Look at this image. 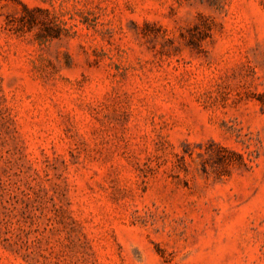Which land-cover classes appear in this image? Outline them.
I'll return each mask as SVG.
<instances>
[{"label": "rangeland", "instance_id": "rangeland-1", "mask_svg": "<svg viewBox=\"0 0 264 264\" xmlns=\"http://www.w3.org/2000/svg\"><path fill=\"white\" fill-rule=\"evenodd\" d=\"M0 264H264V0H0Z\"/></svg>", "mask_w": 264, "mask_h": 264}]
</instances>
